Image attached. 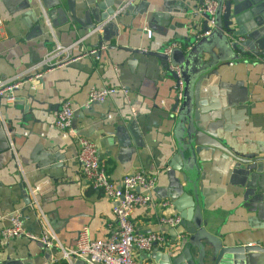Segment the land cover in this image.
Wrapping results in <instances>:
<instances>
[{
  "label": "crops",
  "instance_id": "obj_1",
  "mask_svg": "<svg viewBox=\"0 0 264 264\" xmlns=\"http://www.w3.org/2000/svg\"><path fill=\"white\" fill-rule=\"evenodd\" d=\"M54 1L0 0V82L19 83L12 89L13 100L0 96V124L10 128L7 144L0 143V214L20 212L23 227L33 234L44 228V218L55 237L51 249L35 240L0 237V264H85L63 255L64 249L74 246L75 233L87 226L90 238H106L114 202L83 185L75 157L76 136L95 143L99 162L112 182L136 169L154 177L156 204L135 207L130 219L137 232L163 235L170 249L134 248L131 254L137 264H166L164 254L179 251L180 240L174 234L181 228L167 226L160 218L178 215L171 197L182 191L191 194L181 173L173 169L179 162L171 157L185 131L178 120L184 103L182 88L181 92L175 88L167 64L147 52L172 42L170 62L180 70L185 65L195 68L188 57L191 46L183 44L192 33L190 14L181 10L180 0H113L114 13L124 7L121 13L85 34L67 18L64 0L56 16L50 7ZM99 2L75 0L76 17L91 23L101 13ZM235 11L230 28L247 40L245 51L257 50L263 41H255L264 36V0H238ZM144 27L151 31L149 38ZM57 46L64 50L51 61L61 64L38 67ZM91 49L95 55L89 54ZM198 53L195 57H209ZM211 53L221 55L214 43ZM225 55L214 65L216 74L203 81L207 91L201 93L202 111L212 110L210 116L219 122L228 145L264 155V56H239L230 50ZM102 86L119 91L106 102L87 101L88 90ZM63 99L73 108L74 135L53 126ZM217 155L205 160L204 178L198 180L203 197L197 203L204 221L201 229L222 246L264 247V171L247 183L242 170ZM35 185L38 190L31 192ZM26 198L28 203L23 201ZM166 200L170 205L159 207L157 202ZM5 225L7 221L1 220L0 228ZM200 242L208 245L205 239ZM210 260L208 254L207 263Z\"/></svg>",
  "mask_w": 264,
  "mask_h": 264
},
{
  "label": "water",
  "instance_id": "obj_2",
  "mask_svg": "<svg viewBox=\"0 0 264 264\" xmlns=\"http://www.w3.org/2000/svg\"><path fill=\"white\" fill-rule=\"evenodd\" d=\"M64 1L67 18L77 23L85 34L97 31L96 28L100 23L109 21L116 15L113 9V0H101L96 4L101 13H98L97 17L87 24L83 17H76L75 0ZM180 1L184 4L181 10L190 14L189 28L192 33L183 38V44L191 46L188 57L193 59L194 64H196L195 68L187 69L188 66L185 65L180 70L178 65L170 62L174 48L171 47L169 53H165V50L174 44L172 42L159 50L147 52L148 55H153L163 60L165 65L167 64L170 75L176 81L175 88L180 92L182 88L184 108L180 112L178 120L181 124L184 123L185 131L183 135L177 138L176 152L171 157L179 162L178 167L173 169L181 173L182 182L189 186L188 189L191 191L190 195L186 191H182L179 195L171 197L172 206L179 217L177 227L181 228V231L174 234V239L177 235H181V237L178 253L175 255L164 254L163 259H165L166 264H209V262L207 263V256L210 254V264H264V247H260L257 243L222 246L215 238L207 237L201 229L204 221L200 220L197 205L198 200L200 202L203 200L201 185L198 181L199 178L201 180L204 178L201 168H203L205 160L213 157L215 152H218V158L232 165L234 169L242 170L247 183L254 177L259 179L264 171V155H257L255 152H242L234 145H228L227 137L220 133L219 122L214 121L210 116L212 110L202 111L204 102L201 103V93L207 91L206 88H203V81L207 80L210 75L216 74L214 65L226 59V51H234L239 56H264V36L259 35L255 41L256 44L259 40L263 41L262 45H257V50L247 49L250 51H245L247 40L230 28L234 21L235 4L238 3V0H212L216 2L212 16L207 12L198 11V8L203 6V0ZM50 7L54 8V13L57 16L62 10L61 1L55 0ZM127 7L128 9L131 8L130 5ZM87 14L92 15L91 10H87ZM210 20L212 24H209ZM204 33L207 34L202 35ZM221 37H223L224 43L221 42ZM213 43L221 55L215 56L211 53ZM96 46H101V42H98ZM198 52L200 55L201 53L208 54L209 57L207 59L195 57L196 54H199ZM170 66L178 67V75L170 69ZM178 81L181 82L180 88ZM177 100H174L172 109L175 108ZM8 132H10V128L3 129L0 124L1 144L3 142L7 144L6 133ZM23 201L28 203L27 198ZM199 206L201 207L202 203ZM202 239L206 240L207 246L201 244ZM42 247L48 248L44 244ZM51 248L53 247L49 249ZM192 248L195 250L194 253L191 252Z\"/></svg>",
  "mask_w": 264,
  "mask_h": 264
},
{
  "label": "built area",
  "instance_id": "obj_3",
  "mask_svg": "<svg viewBox=\"0 0 264 264\" xmlns=\"http://www.w3.org/2000/svg\"><path fill=\"white\" fill-rule=\"evenodd\" d=\"M216 2L212 0H203V6L198 8L199 12H207L210 16L213 15ZM124 7H119L116 15H119ZM42 15L45 18L44 11ZM115 15V16H116ZM114 16V17H115ZM104 23L96 28L98 30ZM212 24V21H209ZM144 32L147 38L151 36L150 29L144 27ZM2 33V21L0 19V36ZM208 33V32H207ZM207 33H204L206 35ZM174 45V44H172ZM165 50L169 53L171 47ZM63 47L57 46L50 55L44 56L39 62L38 67L52 65L51 57L62 52ZM96 50H89V54L95 55ZM61 64L54 62L53 65ZM170 69L178 75V67L170 66ZM18 81L0 82V96L6 100H13L12 89L18 86ZM179 88L181 82L178 81ZM119 91L113 86H102L99 88L91 87L87 93V101L89 102H106L108 97ZM126 101L129 102L127 94L122 91ZM72 118L73 108L68 99H63L60 102L59 109L57 110L53 126L63 134H72ZM76 160L79 164L81 180L85 187L92 191L100 192L101 194L113 199L111 207L112 224L109 226L108 234L105 239H93L89 236L87 226H82L74 236V246L71 249H64L63 255H73L85 264H137L131 252L135 249L149 250L151 247L156 246L159 249H170V242L161 234L149 233L143 234L134 229L133 223L130 219L132 210L135 207H145L150 204H156L153 191L155 187L154 177L146 174L140 169L133 170L120 177L117 183L110 180L105 169L99 162L97 157L96 145L93 141L83 137L76 136ZM38 185H35L31 192L38 190ZM159 207L169 206V201L157 202ZM5 219L7 225L0 228V237L3 239L23 238L26 240H35L44 244L48 248L52 247L54 234L48 226L46 220L42 218L44 228L41 229L39 234H33L27 231L22 224V217L20 212L11 211L9 213L0 214V221ZM160 221L170 227H176L179 222V217L176 214L163 215ZM181 235L175 238L179 240Z\"/></svg>",
  "mask_w": 264,
  "mask_h": 264
}]
</instances>
